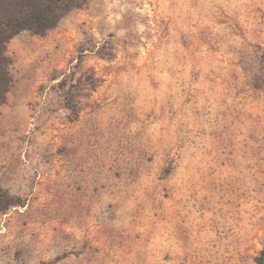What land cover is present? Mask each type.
<instances>
[{"label": "rangeland", "instance_id": "obj_1", "mask_svg": "<svg viewBox=\"0 0 264 264\" xmlns=\"http://www.w3.org/2000/svg\"><path fill=\"white\" fill-rule=\"evenodd\" d=\"M8 53L0 264H256L264 0H84Z\"/></svg>", "mask_w": 264, "mask_h": 264}, {"label": "trees", "instance_id": "obj_2", "mask_svg": "<svg viewBox=\"0 0 264 264\" xmlns=\"http://www.w3.org/2000/svg\"><path fill=\"white\" fill-rule=\"evenodd\" d=\"M84 0H0V107L7 101L13 83L12 57L8 53L10 40L27 31L43 36L54 28L61 18ZM18 198L0 189V213L19 205ZM64 256V255H62ZM61 256L57 257L60 259ZM256 264H264V249L255 257Z\"/></svg>", "mask_w": 264, "mask_h": 264}]
</instances>
